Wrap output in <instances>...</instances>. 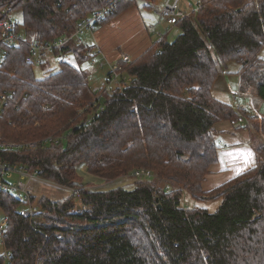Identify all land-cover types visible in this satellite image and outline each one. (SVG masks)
Masks as SVG:
<instances>
[{
	"label": "trees",
	"instance_id": "16d2710c",
	"mask_svg": "<svg viewBox=\"0 0 264 264\" xmlns=\"http://www.w3.org/2000/svg\"><path fill=\"white\" fill-rule=\"evenodd\" d=\"M138 1L0 0V20L11 5L26 40L6 46L0 93H29L7 106L0 135L25 142L62 137L40 143L33 154L0 150V158L71 190L59 200L40 197L30 218L20 214L19 199L0 192L7 220L0 264H264V115L212 91L227 65L238 63L239 89L264 101V0H197V13L173 25L179 34L172 41L166 32L131 62H118L121 81L114 89L89 85L80 64L95 46L86 41L66 47L76 65L65 62L41 79L25 62L30 39L70 35L113 3L96 30ZM142 1L150 8L157 0ZM224 120L237 131L246 122L257 136L255 165L204 192L220 149L214 125ZM82 168L113 184H83ZM139 169L153 178L131 179ZM123 175L133 182L116 185ZM161 178L175 185L160 188ZM78 198L82 208L73 211ZM211 202H217L213 212Z\"/></svg>",
	"mask_w": 264,
	"mask_h": 264
},
{
	"label": "built area",
	"instance_id": "2783aa9c",
	"mask_svg": "<svg viewBox=\"0 0 264 264\" xmlns=\"http://www.w3.org/2000/svg\"><path fill=\"white\" fill-rule=\"evenodd\" d=\"M181 0H163V4L161 7L155 5V3H149L150 10L156 15L158 18L156 23H148L145 27L147 31H154L156 41H159L162 35L168 32L169 28L177 23V21L185 18L190 13L184 11V9L180 6ZM114 8V4L106 6L103 9L94 11L90 13L85 19L78 23L76 29L70 35H64L59 37L58 39L52 42H40L37 39H30L27 41L28 51L25 55V62L38 67L47 68L46 71H50L51 68L49 66V61L52 60L54 64L59 67L67 62L68 53L66 51V47L69 42L74 41L76 44H82L85 42V38L83 35L88 33L92 35L94 27L98 21H102L108 13H110ZM199 9V4L197 3V8L193 9L192 12L194 14L197 13ZM12 13V6L6 5L3 9L4 17L0 20V28H1V36H0V62L7 56L8 50L6 46H13L19 42H25V37L20 30H16L17 19H13L9 14ZM163 24L164 31L157 30V26ZM96 52H99L98 49L92 50L88 52V55L91 56L89 60L91 66H95L99 61H105L106 65L109 66V77H108V86L112 89L120 86L121 81V65L118 63L121 61L122 63H129L132 61V58L125 54L120 53L117 61L109 62L107 59L100 54L99 58L92 57ZM98 57V56H97ZM104 63L99 64V66H103ZM59 69V68H58ZM54 72V71H53ZM51 73V72H50ZM99 90V88H95L94 91ZM29 93L24 91L19 96H17V92L13 88L4 89L0 93V117L4 114L5 109L10 104H15L16 106L27 97ZM248 97L250 99H258L263 101L260 98H256L251 93L242 92L239 88L235 91L231 92V97L234 101H238L241 97ZM100 95L98 96V98ZM89 121V119L87 120ZM81 123H84L82 121ZM62 137H52L48 136L42 140H32V141H12L6 138H2L0 135V150L5 151H13L18 152L21 150H28L31 154L36 152L40 143H55L58 142ZM82 172H85V168H82ZM85 176V174H84ZM131 177L134 179H149L153 178V174L145 169H139L131 173ZM128 177H123V179H127ZM129 179V178H128ZM38 180H42L39 178L36 171L29 170L24 165L19 163H10L2 158H0V192H20L19 201L26 206L25 209L20 210V214L24 217H32L37 212L36 201H32V197H36L34 193V186L32 182H38ZM97 181L102 182L103 184L99 186H104L107 184H113V180L106 179H97ZM161 184L159 186L161 188L170 189L175 184L169 180H160ZM75 191V190H72ZM75 204L73 211H78V209L82 208V204L80 202ZM6 219H0V247L4 248V229L6 226ZM10 253L5 251V257L9 258Z\"/></svg>",
	"mask_w": 264,
	"mask_h": 264
},
{
	"label": "crops",
	"instance_id": "0c3cea01",
	"mask_svg": "<svg viewBox=\"0 0 264 264\" xmlns=\"http://www.w3.org/2000/svg\"><path fill=\"white\" fill-rule=\"evenodd\" d=\"M134 10V7L127 9L105 25L98 27L92 35H89L87 43L94 45L105 60L115 62L120 53H125L133 59L156 40L155 32L147 31L141 18L129 17ZM159 26L164 28V25L160 24L157 26V30H159ZM229 66L231 68L236 66L237 73L240 65L231 63ZM232 69L235 70V68ZM235 75L236 80L233 82L229 77L228 69H224L222 76L213 87V93H217V98L238 105L242 109L250 108L260 118L264 115V101L243 96L238 101L232 100L231 92L239 88V74ZM242 124L244 127L237 131L229 121L224 120L215 123L214 136L220 144V149L217 163L210 166L202 183L204 192L216 188L255 165L254 143L258 141V138L256 135L250 134L246 122L242 121ZM208 202L209 200L205 201V203Z\"/></svg>",
	"mask_w": 264,
	"mask_h": 264
},
{
	"label": "rangeland",
	"instance_id": "374dc122",
	"mask_svg": "<svg viewBox=\"0 0 264 264\" xmlns=\"http://www.w3.org/2000/svg\"><path fill=\"white\" fill-rule=\"evenodd\" d=\"M143 3L144 2L142 0H139L137 8L134 7L135 10L133 11L131 16H129V17H132V18L136 17L138 19L141 18V20L143 21V23L145 25H147L148 23H156L158 18L150 10V8H145L143 6ZM162 4H163V0H157L155 2V5H157L159 7H161ZM180 6L182 9H184L185 12L191 13L193 9L197 8V0H181ZM9 16H11L13 19H17V20L20 19L19 13H16V12L10 13ZM158 29L160 31H163L164 28H163V26H159ZM177 34H179V30L173 26L170 27L168 34H167V40L172 41L177 36ZM83 37L85 38V40L87 42V40L89 39V34L85 33L83 35ZM259 56L264 61V48L259 53ZM67 62L71 63V64H75V60L70 54L68 55ZM102 63H104V65L100 67L99 64H102ZM229 65L230 64H228L226 67L228 69V73H230L229 77H230L231 81L235 82V80H236V75H235L236 74V66L232 67V68H235V70H234ZM49 66L51 68L50 71H46L45 67L34 66L33 67L34 77L36 79H41V78L47 76L48 74H50V72L57 71L59 68V66L54 64L52 60L49 61ZM80 67L83 68V70H85L88 73L89 85L93 89L100 88V87H109L106 83V76H107V72L109 71V66L106 65L105 61H99L98 64H96L95 66H91L89 61H84L80 64ZM213 94L217 97V93L214 92ZM257 143H258V141H256L254 143V145H257ZM254 149H255V147H254ZM82 174H83V181H82L83 184H88V186H93V187L99 186L100 183H101L100 185L103 184L102 182L97 181V179H100L102 177H93V176L86 174V173H82ZM84 174H85V176H84ZM123 177H124V175L121 176V178H119L120 180L118 179V181L116 182V185L126 186L124 184L129 183L128 185H130L133 182V180H131V179H134V178L131 177V179H128V178L123 179ZM40 179H42V178H40ZM204 179H205V177H204ZM160 180H163V179L161 178ZM110 181H112V180H110ZM158 183L161 184L160 181ZM32 185L34 186V193L36 195L35 201H37L42 196L47 197L51 200H59V199H62L64 197H67L68 195L71 194V190H69L68 188L62 187L60 185H57V184H54L51 182L44 181L43 179L38 180V182H32ZM159 187L161 188V186H159ZM9 194H11L14 197H16L17 199H19V196L21 193L18 191H15V192H10ZM78 202H79V199H77L75 201V204H77ZM208 203H210V201ZM216 206H217V202H211V204H209L207 208H208L209 212H213V211H215ZM25 208H26V206L23 204L18 207L19 210L25 209ZM3 216H4L3 212H2V210H0V219L3 218ZM3 252L4 251H3L2 247H0V254H3Z\"/></svg>",
	"mask_w": 264,
	"mask_h": 264
}]
</instances>
